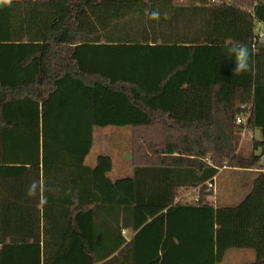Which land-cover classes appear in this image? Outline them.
<instances>
[{
    "label": "trees",
    "instance_id": "1",
    "mask_svg": "<svg viewBox=\"0 0 264 264\" xmlns=\"http://www.w3.org/2000/svg\"><path fill=\"white\" fill-rule=\"evenodd\" d=\"M213 1L0 0V264H264V164L236 147L264 86L216 83ZM114 127L132 171L112 181Z\"/></svg>",
    "mask_w": 264,
    "mask_h": 264
},
{
    "label": "crops",
    "instance_id": "2",
    "mask_svg": "<svg viewBox=\"0 0 264 264\" xmlns=\"http://www.w3.org/2000/svg\"><path fill=\"white\" fill-rule=\"evenodd\" d=\"M215 37H214V52L217 60V78L218 84H249L254 87L264 86V44H255L254 42V29L252 27V15L250 12L241 11L231 6L222 7L215 6ZM230 17L226 22L222 21V17ZM236 42H244L252 49L253 59L251 61V69L242 74H235V59H228L223 56V52L227 47H230ZM104 137L101 142H97L103 148L105 156H109L112 161V169L105 174L106 177L114 181L124 176L130 175L132 169L128 165V162L132 159V153L128 150V146L131 144L130 129H118L116 127L102 129ZM105 131V132H104ZM251 131L248 129L243 130V135L246 132ZM257 131V130H256ZM255 132V131H253ZM108 146H112L113 150L107 149ZM236 147L237 153L243 157H246L240 153L242 145L237 146V134H236ZM97 149V152L100 151ZM100 155L96 154V158ZM252 158V157H247ZM107 163H104V166ZM262 164L263 161H262ZM102 172V171H101ZM99 172V174L101 173ZM264 172V170H263ZM98 174V175H99ZM103 176V172L101 174ZM214 196H216L214 194ZM125 235L130 236L131 231L127 226L124 229ZM251 252H239L236 258L237 264H242L244 259L251 256ZM232 256V255H231Z\"/></svg>",
    "mask_w": 264,
    "mask_h": 264
},
{
    "label": "rangeland",
    "instance_id": "3",
    "mask_svg": "<svg viewBox=\"0 0 264 264\" xmlns=\"http://www.w3.org/2000/svg\"><path fill=\"white\" fill-rule=\"evenodd\" d=\"M214 2H216L214 3L215 6L220 5L222 7H228L231 5L229 0H214ZM229 18L230 17L226 16L225 18L222 17L221 19L222 21L227 22ZM251 21L253 23V19H251ZM255 24L259 25L260 29L262 28L260 21L255 20ZM252 27H254V25ZM256 142H264V128L258 129L255 132L248 131L246 132L245 135H243V130H239L237 132V146H239L240 148V146L242 145V147L240 148V153L246 157H252V158L254 156L261 157V160L264 163V146L261 145L256 147L255 146ZM197 197L198 196L195 190L181 191L179 201H181L182 203H186V204L188 203L192 205L196 203L195 199ZM211 199L215 200V196H212Z\"/></svg>",
    "mask_w": 264,
    "mask_h": 264
},
{
    "label": "clouds",
    "instance_id": "4",
    "mask_svg": "<svg viewBox=\"0 0 264 264\" xmlns=\"http://www.w3.org/2000/svg\"><path fill=\"white\" fill-rule=\"evenodd\" d=\"M159 12H153L152 18L153 19H159ZM223 56H226L228 59H235V74H242L244 72H247L251 69V61L253 59V53L252 49L249 47L247 43L244 42H236L230 47H227L224 52ZM56 191L55 188H45L43 181H33L29 186L27 190V195L29 197H34L38 193L41 194V203L46 204L47 199L43 196V193L45 191Z\"/></svg>",
    "mask_w": 264,
    "mask_h": 264
},
{
    "label": "built area",
    "instance_id": "5",
    "mask_svg": "<svg viewBox=\"0 0 264 264\" xmlns=\"http://www.w3.org/2000/svg\"><path fill=\"white\" fill-rule=\"evenodd\" d=\"M260 23H261V26H262L261 29L259 28V25H256V24H254V27H253V29H254V37H253V39H254L255 44H258V45L259 44H264V23L263 22H260ZM238 122L242 123V122H244V120L240 118L238 120ZM209 186L216 191V182L209 183ZM195 202H196V199H195Z\"/></svg>",
    "mask_w": 264,
    "mask_h": 264
}]
</instances>
